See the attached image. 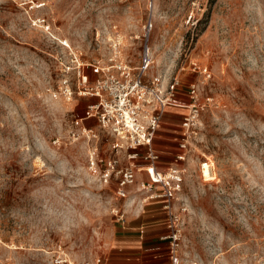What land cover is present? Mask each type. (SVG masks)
Returning <instances> with one entry per match:
<instances>
[{
    "label": "rangeland",
    "instance_id": "374dc122",
    "mask_svg": "<svg viewBox=\"0 0 264 264\" xmlns=\"http://www.w3.org/2000/svg\"><path fill=\"white\" fill-rule=\"evenodd\" d=\"M145 43L148 75L175 79L180 100L197 83L205 102L181 165L182 264H264V0H0V264H104L122 230L115 210L129 221L151 206L98 180L113 137L91 120L97 139L72 137L95 98L53 95L74 56L104 61L116 45L136 67ZM177 125L166 117L155 141L163 165Z\"/></svg>",
    "mask_w": 264,
    "mask_h": 264
},
{
    "label": "built area",
    "instance_id": "2783aa9c",
    "mask_svg": "<svg viewBox=\"0 0 264 264\" xmlns=\"http://www.w3.org/2000/svg\"><path fill=\"white\" fill-rule=\"evenodd\" d=\"M144 28L147 36L152 29L151 16ZM64 46L68 47L67 43ZM113 48L111 56L104 61L96 59L83 62L74 56L72 65L61 70L53 95L63 101H71L74 94L95 98L94 102L86 106L83 114L74 120L72 137L97 139L95 128L83 122L93 120L98 132L102 131L115 139L116 143L112 147L115 153L104 161L98 160L103 163V168L98 171V180L102 183L114 180L115 194L122 199L140 195L144 202L163 200L167 233L162 239L168 242L170 264H181L180 245L184 235V217L188 213V206L180 197L185 168L175 166L165 172L159 171L156 164L160 156L153 147V139L165 109L180 104L176 98L177 81L173 79L164 84L160 76L147 74L153 64L152 52L147 43L143 46L136 67L130 66L121 57L116 45ZM197 70L203 76H209L206 67ZM91 75L95 78L91 79ZM186 93L188 100L180 124L178 152L175 155L177 162H185L193 144L201 142V114L205 102L200 99L197 83H190ZM208 169L212 174L204 176V170ZM211 170L212 165L208 160L200 163L204 181L214 179ZM141 171L146 174V178L140 179L136 191L131 193L129 187L134 184L136 173ZM115 214L120 221L125 220L122 211L115 210Z\"/></svg>",
    "mask_w": 264,
    "mask_h": 264
},
{
    "label": "crops",
    "instance_id": "0c3cea01",
    "mask_svg": "<svg viewBox=\"0 0 264 264\" xmlns=\"http://www.w3.org/2000/svg\"><path fill=\"white\" fill-rule=\"evenodd\" d=\"M90 78L92 79L91 76ZM186 103L187 100L181 99L178 106H168L161 118L160 127L166 117L178 119L177 126L179 132L177 144L175 152L172 154V160L168 164H162L161 153L157 150L158 148L155 144L156 139L161 136L159 134L160 127L155 133L153 147L160 156V160L156 164V168L159 171L165 172L171 167L181 166L185 163L177 162L175 160V155L178 152V141L181 132L180 124L182 116L186 112ZM139 163L140 165L143 164L142 162ZM142 178H146V174L141 171L140 179ZM135 197H140V195H136ZM146 203L151 206L143 209L140 213H136L133 219L127 221V218H125V220L120 223L122 230L114 234L111 238L104 264H170L168 257V242L162 239L167 233L165 213L162 207L163 200L152 199L146 201ZM180 257H182L181 245Z\"/></svg>",
    "mask_w": 264,
    "mask_h": 264
},
{
    "label": "bare ground",
    "instance_id": "6f19581e",
    "mask_svg": "<svg viewBox=\"0 0 264 264\" xmlns=\"http://www.w3.org/2000/svg\"><path fill=\"white\" fill-rule=\"evenodd\" d=\"M211 171H212V170H211ZM207 173H209V174H207ZM211 174H212V173H211ZM211 174H210L209 169H208V170H204V175H205V176H208V175H211Z\"/></svg>",
    "mask_w": 264,
    "mask_h": 264
}]
</instances>
